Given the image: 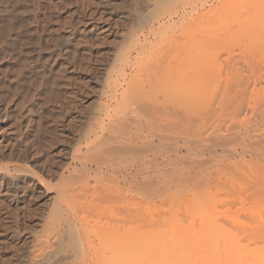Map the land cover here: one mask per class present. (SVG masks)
Wrapping results in <instances>:
<instances>
[{
	"label": "bare ground",
	"instance_id": "1",
	"mask_svg": "<svg viewBox=\"0 0 264 264\" xmlns=\"http://www.w3.org/2000/svg\"><path fill=\"white\" fill-rule=\"evenodd\" d=\"M196 25L181 44H39L26 75L15 65L19 145L50 133L68 149L53 183L13 166L55 193L45 246L60 237L86 264H264V44Z\"/></svg>",
	"mask_w": 264,
	"mask_h": 264
},
{
	"label": "rangeland",
	"instance_id": "2",
	"mask_svg": "<svg viewBox=\"0 0 264 264\" xmlns=\"http://www.w3.org/2000/svg\"><path fill=\"white\" fill-rule=\"evenodd\" d=\"M205 2L208 4L205 8L215 4L217 6L211 10H208L210 7L204 8V12L208 11L205 14L202 11ZM154 6L158 8L153 9ZM161 7L168 10L166 9L165 14L159 16L156 11H161ZM147 9L151 12L153 19L149 18L147 23H140L138 17H141L142 14H149ZM214 18H217L216 22H211L215 21ZM196 24L200 25V30L202 27L206 30L209 27L211 30L218 29L220 34L215 30V35L218 34V38L221 40L216 37V44H264V0H0V117L2 118L0 120V167H4L8 171L9 178L17 176L18 179L17 184L12 183V180L4 175L7 171L0 170V174L2 173L0 175V264H86V258L84 256H79V259L75 258V254L71 251V245L70 249L67 248L71 243L68 241L69 244H67L68 242L63 240L64 243L66 241L65 245L60 241V239L62 240L60 237L56 241L57 245L52 244L53 247H48L47 244L45 246L42 240L47 237L53 239L52 232L48 231L49 229L52 231L51 224L58 221L56 216L54 217L52 212L48 211V208L50 211L52 210V197L55 193L48 192L46 187L39 183L35 177L32 178L33 176L22 172L20 175L19 170L13 167L16 166L15 164L18 166V162L22 163L21 165L29 164L31 169L36 171L40 168L37 172L40 175L44 174L43 181L50 179L49 182H46L47 184L53 180L56 182L57 174L54 175L48 171L52 169V163L49 161L54 160L53 156L59 160L63 156L62 153L68 152L66 145L63 143L57 145L58 143L53 141L50 133H47L50 138L46 134L45 136L52 141H48L47 137L43 141L34 139L36 142L38 141L35 147H40L41 151L45 148L42 151L43 154L41 153L44 158V160L40 159L41 162L34 160V146L27 150L26 147L19 145L16 138H19L17 135L23 130L19 132L18 129V132L16 130L17 135L14 134L15 129L18 128L17 125L15 126L16 120L13 117L15 84L12 80V73L14 67L16 68L17 64L20 65L21 73L23 71L25 73L21 75H26L24 66L31 60L29 57L32 58L36 53V51L32 52L33 54L30 53L33 51L32 48L36 50V45L39 44H181L182 41L186 42V39L193 37V34L188 36V33H185L187 29L192 30L194 27L195 36L201 35L202 31L199 33L200 35L197 34L200 31H197ZM184 27H187L186 30ZM183 30L184 34L189 37H186L185 40ZM23 62L27 63L23 64ZM24 80H21L22 85ZM95 87H97L96 84ZM94 96L96 95L90 93V96L83 97L82 100L84 103L90 104L93 99L95 101ZM11 128L12 130H10ZM40 142L43 143V148L42 145L39 146ZM46 142H50V146L53 145V147L47 149L49 143ZM46 144L48 146L44 147ZM24 148L30 155L27 160L22 157ZM58 151L61 154H58ZM7 167L8 169L13 168L8 170ZM48 212L50 217L47 215ZM47 216L50 218L48 221L44 219ZM43 224L47 226H43ZM41 232L45 234L44 237L43 234L40 235ZM61 243L62 245H60ZM64 247L67 250L64 249L63 252ZM48 250L50 251L48 252Z\"/></svg>",
	"mask_w": 264,
	"mask_h": 264
}]
</instances>
